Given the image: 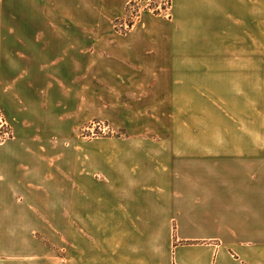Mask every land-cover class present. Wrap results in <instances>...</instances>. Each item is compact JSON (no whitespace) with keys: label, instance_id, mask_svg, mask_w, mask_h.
<instances>
[{"label":"crops","instance_id":"1","mask_svg":"<svg viewBox=\"0 0 264 264\" xmlns=\"http://www.w3.org/2000/svg\"><path fill=\"white\" fill-rule=\"evenodd\" d=\"M131 1L0 0V264H44L57 221L104 222L111 264H264L258 0H171L122 34ZM96 119L127 135L81 138Z\"/></svg>","mask_w":264,"mask_h":264},{"label":"rangeland","instance_id":"2","mask_svg":"<svg viewBox=\"0 0 264 264\" xmlns=\"http://www.w3.org/2000/svg\"><path fill=\"white\" fill-rule=\"evenodd\" d=\"M169 3H171V0H132L128 5L126 18L119 21L116 24V28L120 33L127 34L140 21L144 13L169 17V10L171 8H168ZM18 4L22 5L21 2ZM16 17L18 22L21 23L30 20L37 23L40 22L39 15L17 13ZM42 20L44 22V18ZM261 25L262 27L264 26V0H258L257 29V70L258 77L264 81V28H260ZM26 32L33 34L34 37L50 36L44 34V30L41 34L40 30L37 29H28L27 31L18 29V36H24ZM256 101L258 109H264V84L258 88ZM0 115L11 125L13 131V136L9 139L11 140L15 136L14 127L3 113H0ZM98 125H101V127ZM260 129H264V127L258 124V132ZM78 134L81 138L86 139H101L111 136L127 135L124 130L113 129L101 119L93 120L84 125ZM101 192L103 191L101 190ZM89 207L93 208V216H99L104 213L103 204H94V201L91 200L87 202L84 209L87 210ZM103 223H90L88 221L44 222V264H106L108 261L111 264L113 254L110 248H106L105 245V241L108 239H106L104 229L97 227L100 225L103 226Z\"/></svg>","mask_w":264,"mask_h":264},{"label":"built area","instance_id":"3","mask_svg":"<svg viewBox=\"0 0 264 264\" xmlns=\"http://www.w3.org/2000/svg\"><path fill=\"white\" fill-rule=\"evenodd\" d=\"M101 127V125H98ZM99 127V129H100ZM13 136L11 125L0 115V144H4Z\"/></svg>","mask_w":264,"mask_h":264},{"label":"trees","instance_id":"4","mask_svg":"<svg viewBox=\"0 0 264 264\" xmlns=\"http://www.w3.org/2000/svg\"><path fill=\"white\" fill-rule=\"evenodd\" d=\"M169 7L168 8H170L171 7V3H169V5H168Z\"/></svg>","mask_w":264,"mask_h":264}]
</instances>
